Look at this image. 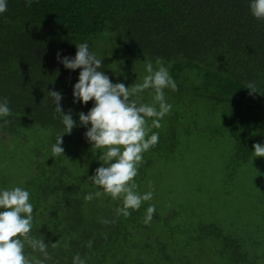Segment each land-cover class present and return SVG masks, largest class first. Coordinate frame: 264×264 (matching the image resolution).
Segmentation results:
<instances>
[{
    "label": "trees",
    "instance_id": "trees-1",
    "mask_svg": "<svg viewBox=\"0 0 264 264\" xmlns=\"http://www.w3.org/2000/svg\"><path fill=\"white\" fill-rule=\"evenodd\" d=\"M249 3L34 0L26 7L25 0H7L0 14V102L7 97L12 114L0 118V188L29 191L32 235L48 244L46 264H72L76 254L86 264H264L253 235L230 236L220 223L201 218L187 230L176 221L180 206L166 214L155 211L145 223L149 204L125 218L115 212L121 200L102 195L85 201L89 192L103 191L88 180L103 163L101 150L79 123V112L87 114L93 102H73L80 69H67L57 59L58 52L74 57L76 44L86 42L103 58L100 70L129 87L142 82L147 62L155 69L159 59L178 90L164 89L172 109L160 123L168 135L153 128L159 140L147 152L168 155L183 134V140H204L211 147L229 143V179L246 160H264L253 153L255 143L264 144V20L253 17ZM249 82L258 92L249 94ZM49 90L61 92L62 109H71L77 122L71 134L62 135L64 155L55 158L51 147L65 128ZM139 95L151 103L153 90ZM21 149L28 154L18 179L14 151ZM188 217L193 220V212ZM104 219L115 222L106 225ZM26 253L43 258L30 248Z\"/></svg>",
    "mask_w": 264,
    "mask_h": 264
},
{
    "label": "clouds",
    "instance_id": "clouds-1",
    "mask_svg": "<svg viewBox=\"0 0 264 264\" xmlns=\"http://www.w3.org/2000/svg\"><path fill=\"white\" fill-rule=\"evenodd\" d=\"M34 0H25V6L31 7ZM250 12L258 20H264V0H250ZM7 11V0H0V14ZM74 57L57 59L67 69H80L78 82L73 86V102L93 106L87 114L79 112V123L87 128L85 137L88 142L101 150L100 161L103 163L95 169L94 175L88 177L94 185L103 191L89 192L85 201L95 197L109 195L113 200H121L122 206L115 209L116 215L127 218L130 210H139L144 202L151 201L154 188L140 193L135 181L143 154L154 147L159 140V134L151 131L162 127L160 121L169 114L172 105L166 102L164 89L177 91L178 86L170 75L168 68L158 59L157 68L152 62L145 65L146 75L142 82L133 83L131 87L124 83H113L103 68V58L89 51L88 43L76 44ZM245 88L249 94L258 92L255 83L249 82ZM153 90L152 102L145 103L139 95L145 90ZM48 95L55 105V114L61 119L65 131L56 137L52 145V157L64 155L62 135L71 134L76 121L72 118V110L67 113L61 107L62 95L59 91L49 90ZM8 98L0 102V118L11 115ZM151 119V124L148 120ZM5 124L11 121L5 119ZM90 125V127H88ZM254 156L264 157V144L253 145ZM0 264H46L51 256L48 244L43 238L32 235L34 206L30 202V193L25 188L16 186L0 188ZM156 211L154 204L146 209L145 223L151 222ZM104 219L103 224L114 223ZM52 247H56L53 243ZM91 247V242L88 243ZM26 248L41 253L39 258L26 253ZM72 264H86L79 254L73 257Z\"/></svg>",
    "mask_w": 264,
    "mask_h": 264
},
{
    "label": "rangeland",
    "instance_id": "rangeland-1",
    "mask_svg": "<svg viewBox=\"0 0 264 264\" xmlns=\"http://www.w3.org/2000/svg\"><path fill=\"white\" fill-rule=\"evenodd\" d=\"M148 123L151 124V121ZM167 128L165 124L157 130L166 137ZM181 131L179 129V133ZM197 133L202 131L199 129ZM29 135L42 143L37 134ZM183 137L184 134L168 155L159 156L155 152L143 154V163L135 177L138 191L144 193L151 190L150 184L154 188L152 200L143 204H154L156 211L163 214L180 206L182 214L176 221L187 230L198 218L204 222L215 221L230 236L241 233L253 235L258 243L256 253L264 252V160H246L227 179L232 148L229 143L221 141L217 147H211L204 140H183ZM165 146H169V142ZM27 154L26 149L14 151L19 165L13 170L18 179L25 172L22 161L26 160ZM259 198L261 202L257 205L255 201ZM190 212L194 214L193 220L188 217Z\"/></svg>",
    "mask_w": 264,
    "mask_h": 264
}]
</instances>
